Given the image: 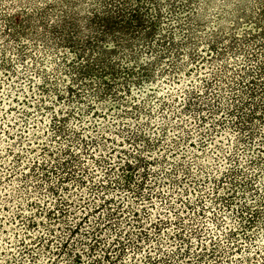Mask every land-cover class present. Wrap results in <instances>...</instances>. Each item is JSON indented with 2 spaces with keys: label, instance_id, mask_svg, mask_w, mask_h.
<instances>
[{
  "label": "clouds",
  "instance_id": "clouds-1",
  "mask_svg": "<svg viewBox=\"0 0 264 264\" xmlns=\"http://www.w3.org/2000/svg\"><path fill=\"white\" fill-rule=\"evenodd\" d=\"M0 264H264V0H0Z\"/></svg>",
  "mask_w": 264,
  "mask_h": 264
}]
</instances>
